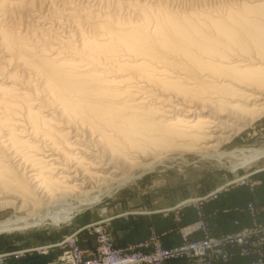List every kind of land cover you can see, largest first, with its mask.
Wrapping results in <instances>:
<instances>
[{"label":"bare ground","instance_id":"1","mask_svg":"<svg viewBox=\"0 0 264 264\" xmlns=\"http://www.w3.org/2000/svg\"><path fill=\"white\" fill-rule=\"evenodd\" d=\"M71 1L0 0V210H17L0 231L73 218L167 154H264L221 151L264 115V0L223 17Z\"/></svg>","mask_w":264,"mask_h":264},{"label":"rangeland","instance_id":"2","mask_svg":"<svg viewBox=\"0 0 264 264\" xmlns=\"http://www.w3.org/2000/svg\"><path fill=\"white\" fill-rule=\"evenodd\" d=\"M139 1L147 4L149 7L158 6L159 8L163 7L162 9L166 7L164 10L168 13H176V15L179 16L190 15L193 13H207V15L210 14L214 17H223L228 6L236 7L244 0H189L190 2L177 0ZM88 2L91 3V5L96 4L93 0L71 1L73 4L72 6L75 5L77 7L84 6ZM94 6L98 5L96 4ZM123 16H125V18L135 19V16L131 13L125 12ZM8 20L9 21L6 24L7 28L13 29L15 27H20L16 26L17 23L15 24V21ZM62 27L59 26L56 28H58V31L60 32L71 31V29H74L72 27ZM22 28H24V23L22 24ZM4 58L7 57L4 56ZM8 65L6 72L13 73L14 64ZM74 124L71 126L81 128L85 131L90 129L87 125H81L79 123ZM260 149H264V115L251 123L245 131L228 141L222 147L221 151L225 153H246L247 151H257ZM172 155L173 154L171 153L161 156L153 171L145 172L141 177L133 180L124 187H121L111 196L105 197L98 205L83 211L73 218L62 217L54 221L45 220L41 223L24 224L23 226L19 225L14 228L0 231V250L6 246L5 244H2L3 242H6V240L7 242L14 241L17 243L23 242L24 244H29L32 243L31 241L33 239H37L39 245L38 248L46 247L52 244V241L56 236L62 237L63 239L72 233L79 232L86 226L99 222H105V229L111 240L115 243L111 223L121 217H123L121 219H127L133 216L144 217L149 211L146 210L145 207H147L148 204L150 205V203L151 208L159 209L161 205L169 206L170 204L174 205L192 200L195 196L191 194L198 193L199 191L210 193L221 188L227 190L233 186H248L254 189L257 182L253 178L260 170L264 169V154L260 155L250 163H246L243 160L239 162H219L215 159L206 160L199 155H187L182 159L181 157L175 158ZM138 173L139 170L136 171V174ZM207 193L201 196H204ZM163 196H166V198H163ZM161 198H163L162 201H160ZM69 203H71V201ZM16 212L17 210L14 207L2 208L0 210V223L8 221L16 215ZM175 221L179 223V218L175 217ZM182 229V227L179 229L180 233ZM91 231L93 232V230ZM92 232L89 234L87 233L86 235L85 231L84 234H81L83 246L88 243H91V247L93 246L94 233ZM150 239L158 238L152 237ZM37 252L42 255L40 251Z\"/></svg>","mask_w":264,"mask_h":264},{"label":"built area","instance_id":"3","mask_svg":"<svg viewBox=\"0 0 264 264\" xmlns=\"http://www.w3.org/2000/svg\"><path fill=\"white\" fill-rule=\"evenodd\" d=\"M224 191L225 188L214 190L202 200L217 199ZM183 204L195 207L199 211L200 220L182 229L180 245L164 247L160 240L150 239L134 245L117 246L108 235L105 222H99L46 247L0 253V264H7L11 257L21 259L33 250L46 255L55 249L57 256L47 264H165L170 261H184L189 264H231L236 257H255L250 264H264V224L257 221L253 206L247 209L253 221L251 227L215 237L208 232L203 221L201 200L192 199ZM85 231L86 235L94 233L91 248L82 244L81 234ZM198 232H204L205 236L192 240L191 237Z\"/></svg>","mask_w":264,"mask_h":264},{"label":"crops","instance_id":"4","mask_svg":"<svg viewBox=\"0 0 264 264\" xmlns=\"http://www.w3.org/2000/svg\"><path fill=\"white\" fill-rule=\"evenodd\" d=\"M257 185L254 189L248 186H233L221 192L217 199L202 200L207 193L199 191L193 193L197 200H201V213L203 221L207 226L208 232L215 237L224 234L234 233L253 225L252 218L248 213V207L253 206L257 221L264 224V169L260 170L253 178ZM212 191V190H210ZM208 191V192H210ZM207 193L204 196L203 194ZM211 193V192H210ZM166 198V196H163ZM160 199V201L163 200ZM184 202L170 204L169 206H160L159 209L151 208L148 204L146 210H149L144 217L133 216L127 219H120L111 223L113 237L117 246H128L147 241L152 237H157L164 247H172L182 243L180 228H185L199 221V211L191 206H184ZM149 208V209H147ZM179 218V223L175 221ZM122 226V228H121ZM205 236L204 232L195 233L191 239L199 240ZM62 237H54L52 243L60 241ZM32 243L11 242L6 240L4 248L0 253H11L19 250L36 249L39 247L37 239ZM91 243L85 244L91 248ZM57 256V250H51L46 255H40L36 250L27 252L21 259L11 257L7 264H47L48 261ZM255 257L240 258L236 257L231 264H250ZM165 264H189L184 261H170ZM221 264V263H219Z\"/></svg>","mask_w":264,"mask_h":264}]
</instances>
